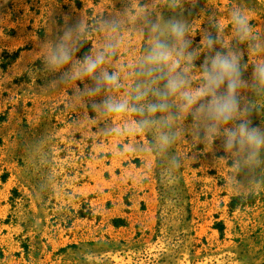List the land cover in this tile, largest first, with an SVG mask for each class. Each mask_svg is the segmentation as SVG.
<instances>
[{"label": "rangeland", "instance_id": "1", "mask_svg": "<svg viewBox=\"0 0 264 264\" xmlns=\"http://www.w3.org/2000/svg\"><path fill=\"white\" fill-rule=\"evenodd\" d=\"M173 19L196 53L191 87L205 57L238 53L251 108L241 118L264 128L252 76L264 0H0V264H264V148L225 147L176 98L167 112L133 109L136 89L152 86L142 73L150 26ZM209 34L221 41L212 49ZM59 43L74 51L53 67ZM99 51L97 72L73 78V64ZM102 71L116 84L90 91ZM107 98L128 110L107 111Z\"/></svg>", "mask_w": 264, "mask_h": 264}, {"label": "clouds", "instance_id": "2", "mask_svg": "<svg viewBox=\"0 0 264 264\" xmlns=\"http://www.w3.org/2000/svg\"><path fill=\"white\" fill-rule=\"evenodd\" d=\"M232 17L240 38H247V19L239 10H234ZM150 32L154 37L142 60V73L153 77L150 81L152 86L136 89L133 99L138 106L134 105L133 109L141 113L167 112L172 107L169 99L176 98L177 111H190L195 119L204 123L207 135L222 134L225 147L245 150L249 156L264 148V128L241 118L242 112L251 111V108L247 105L241 107L239 91L246 85L241 79L239 54L232 50H215L205 57L201 64L200 86L193 89L191 71L196 53L189 51L191 41L186 36L187 26L173 19L165 24H151ZM216 43L221 41L211 34L207 35L209 49ZM73 51L68 44L59 43L50 51L48 61L53 67H60L70 61ZM104 61V51L85 56L82 61L73 64V78L95 74ZM118 75L116 72H100L95 76L96 87L90 91H99L103 84H116ZM252 76L257 85L264 89V61L252 66ZM149 95L155 99L145 101ZM103 107L109 112H124L129 104L127 100L107 98L103 101ZM229 123L230 127H222Z\"/></svg>", "mask_w": 264, "mask_h": 264}]
</instances>
